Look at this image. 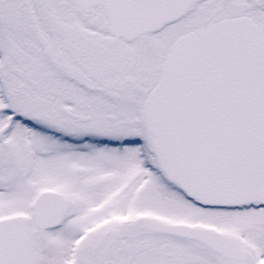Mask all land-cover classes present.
I'll list each match as a JSON object with an SVG mask.
<instances>
[{"label": "snow or ice", "instance_id": "snow-or-ice-1", "mask_svg": "<svg viewBox=\"0 0 264 264\" xmlns=\"http://www.w3.org/2000/svg\"><path fill=\"white\" fill-rule=\"evenodd\" d=\"M0 264H264V0H0Z\"/></svg>", "mask_w": 264, "mask_h": 264}]
</instances>
